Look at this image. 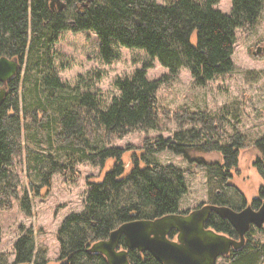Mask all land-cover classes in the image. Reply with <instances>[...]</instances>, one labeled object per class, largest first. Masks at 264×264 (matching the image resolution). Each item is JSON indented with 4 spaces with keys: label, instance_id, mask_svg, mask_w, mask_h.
I'll use <instances>...</instances> for the list:
<instances>
[{
    "label": "trees",
    "instance_id": "1",
    "mask_svg": "<svg viewBox=\"0 0 264 264\" xmlns=\"http://www.w3.org/2000/svg\"><path fill=\"white\" fill-rule=\"evenodd\" d=\"M231 1V14L226 15L217 8L220 0H167L164 4L158 0H92L81 13L75 6L52 11L48 0H0V58H18L23 65L27 59V77L35 74L37 96L42 89L49 91L45 101L38 96L35 103L21 109L20 75L0 113V209L12 208L11 197L17 195L18 184L11 183V166L24 156L39 179L38 183L32 175L28 177L29 190L21 201L27 216L33 215L34 198L41 196L43 188H51L55 174H71L79 163L104 167L109 160L114 162L102 181L89 183L83 212L72 213L62 222L57 234L58 264H108L105 256L91 248L120 225L185 213L179 208L188 192L187 172L158 162L155 155L164 151L188 159L191 149L221 154L222 162L196 161L215 186L210 204L236 211L247 205L231 183L246 138L235 128L227 141L217 139L226 134L225 116L184 108L173 117L181 127L190 128L176 132L174 138L147 137L138 149L116 146V140L135 132L164 131L157 93L168 76L151 80L146 68L137 69L132 76L115 81L118 95L109 100L101 93L71 89L63 83L50 54L63 32H91L98 38L100 58L106 64L119 58V48L139 49L167 68L169 76L185 68L196 86L205 87L234 70L237 31L255 28L264 10V0ZM72 20L74 25H70ZM255 145L262 156L254 166L264 178V137ZM132 151V169L126 174L124 156ZM229 190L241 196L240 206L232 205ZM252 204L258 208L261 200ZM207 226L237 236L229 221L214 213ZM121 248H125L123 239ZM129 260L130 264H162L138 250L129 251ZM225 260L264 264V226L251 228L243 247ZM12 264H48L46 251L37 249L33 227L22 228Z\"/></svg>",
    "mask_w": 264,
    "mask_h": 264
},
{
    "label": "rangeland",
    "instance_id": "2",
    "mask_svg": "<svg viewBox=\"0 0 264 264\" xmlns=\"http://www.w3.org/2000/svg\"><path fill=\"white\" fill-rule=\"evenodd\" d=\"M166 1L158 0L160 4ZM217 8L230 15L232 1L220 0ZM263 45L264 10L255 28L237 31V43L232 57L234 70L216 77L205 87L196 86L190 71L185 68L181 69L177 76H169L167 68L158 60H151L139 49L119 48V58L111 64H106L100 58L98 38L91 32H63L51 48L50 54L55 72L63 83L71 89L101 93L109 100L118 95L115 81L132 76L137 69L146 68L147 76L151 80L168 76L157 93L159 119L164 131L135 132L116 140V146H133L138 149L147 137L162 135L165 138H174L176 132L190 128L181 127L173 117L174 113L184 108L192 112H207L212 116H225L226 134L219 135L217 139L227 141L228 137L234 134L235 128L244 134L247 145L240 150L238 170L233 172L231 183L243 194L247 204L253 206L254 200L262 199L261 193L264 192V178L254 166L256 158L262 156L255 144L264 137V53H257V47ZM27 64L25 59L20 74L21 109L25 104L35 103L38 96L43 97L45 101L49 92L42 89L41 95L37 96L36 77L34 73L27 77ZM22 137L24 138V132ZM23 150L25 153V147ZM133 155L132 151L124 156L126 174L132 169ZM155 159L163 165H174L187 172L188 192L180 201V212L211 203L215 196V186L210 183L206 169L197 168L196 161L222 162L221 154L191 149L189 160L184 155L164 151L155 155ZM113 163L109 160L104 167L79 163L73 166L74 171L71 174H55L51 188H43L41 196L34 198L33 215L27 216L22 210L21 201L29 190L28 177L32 175V179L38 183L39 179L28 168L25 156L15 161L11 166V183L18 184L17 195L11 197V209H0V264H12L15 261V243L23 227L34 228L38 251H46L48 264H58L60 246L57 234L62 222L72 213L83 212L89 183L102 181ZM227 195L232 205H241V196L236 191L229 190ZM217 264L229 263L221 258Z\"/></svg>",
    "mask_w": 264,
    "mask_h": 264
},
{
    "label": "water",
    "instance_id": "3",
    "mask_svg": "<svg viewBox=\"0 0 264 264\" xmlns=\"http://www.w3.org/2000/svg\"><path fill=\"white\" fill-rule=\"evenodd\" d=\"M63 8L64 4H60L59 10ZM262 48L264 53V45ZM20 69L17 59L0 58L1 81L10 79ZM213 213L229 221L238 233V240L207 227ZM263 225L264 200L257 210L251 205L236 211L228 206L204 204L185 213L124 223L107 239L96 242L91 251L105 256L108 264H130L131 250L147 252L162 264H217L231 249L243 247L253 226L260 229ZM122 239L125 248H121Z\"/></svg>",
    "mask_w": 264,
    "mask_h": 264
},
{
    "label": "flooded vegetation",
    "instance_id": "4",
    "mask_svg": "<svg viewBox=\"0 0 264 264\" xmlns=\"http://www.w3.org/2000/svg\"><path fill=\"white\" fill-rule=\"evenodd\" d=\"M91 1H92V0H84L83 3L78 4V3L75 2V0H48L49 5H50V8H51L52 11H55V10H56L57 12H64V11H68V10H70L71 8H73V6H75V7H77V11L80 12V13H81V11L83 10V8L87 7V5H88ZM60 4H64V8H63V10H59V6H60ZM70 25H74V21H73V20L70 21ZM257 53H259L260 55L263 54V48H262V47H257ZM1 58H2V57H1ZM8 59H10V58H8ZM11 59H17V60L19 61V63H20L21 69L19 70V72H17V74H15L14 76H12L10 79H8V80H6V81H1V80H0V94H1V93H4V94H3L2 101H1V103H0V113H1V111L3 110V108H5V105H6L7 101H8V99H9L10 95L12 94L14 81L20 76L21 71H22V68H23V64L21 63V61H20L18 58H11ZM263 187H264V186H263ZM261 194H262V197H263V198H262V199L258 198V199L261 200V205H262L263 200H264V192H262ZM261 205H260V207H261ZM247 206H249V204H247L245 207H243V208H241V209H239V210H237V211H240V210L246 208ZM252 207H253V206H252ZM260 207H258V208H254V207H253V208L256 210V209H259ZM263 226H264V225H263ZM207 227H208V226H207ZM253 227H254V226H253ZM253 227H252V228H253ZM208 228H209V227H208ZM255 228H256V227H255ZM248 233H249V232H248ZM248 233H247V234H248ZM227 236H228V235H227ZM229 237H231V238H233V239H236V240L239 239L238 233H237V236H236V237H232V236H229ZM246 237H247V235H246ZM245 242H246V241H245ZM233 252H234V250L231 249L230 253H233ZM230 253H229V254H230ZM229 254H228V255H229ZM228 255L225 256V257H221V258H222V259H226V257H228ZM221 258H219V259H221Z\"/></svg>",
    "mask_w": 264,
    "mask_h": 264
}]
</instances>
